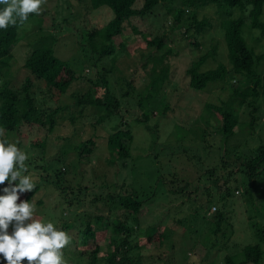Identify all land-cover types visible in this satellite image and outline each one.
<instances>
[{
	"label": "rangeland",
	"instance_id": "rangeland-1",
	"mask_svg": "<svg viewBox=\"0 0 264 264\" xmlns=\"http://www.w3.org/2000/svg\"><path fill=\"white\" fill-rule=\"evenodd\" d=\"M143 2L144 0H137L134 8H141ZM87 5L86 0H47L46 4L41 5V14L30 17L28 22L18 30V42L13 50L14 55L7 76L11 81L10 86L18 90L25 77L31 78L33 87L29 94L34 99L35 105L46 113L57 110L52 116L54 129L52 133L46 135V151L42 154L40 149H32L33 156L40 158L43 155L48 167L52 165V167L61 170L63 167L66 168V164H70L72 167L75 165L74 170L67 168L70 171L66 176L65 185L74 186L80 183L81 186L92 189L100 184H105L107 186L105 191L109 192L114 189L117 190L118 187H133L139 191L149 192V186L155 178L153 171L154 168H157V173L160 172L161 176L172 179L170 186L167 183V186H163L159 191L161 198H165L167 194L170 195L169 190H178L184 185L188 186L182 189L181 196L172 193V196L168 197L167 200L154 199L144 209L145 215H142V227L156 223L158 217L165 214L159 224V226L161 225L160 229L175 228L172 235L175 248L169 250V256L173 260L172 264H223V256L228 253L240 259L241 255L238 253L245 246L261 244L257 232L258 229H264V174L259 175L261 173L259 168L254 172L255 174L256 172L259 173L256 176L249 177V175L239 172V169L243 167L242 161L254 159L258 155L257 149L260 146L264 148V124L257 125L253 134L250 132V135L245 123L248 121L247 109L243 108L239 111L240 126L235 129V135L230 139L231 144L237 146L236 152L228 159V165H230L225 168L227 174L232 173L228 182L230 196L223 200L220 199L221 201H218L219 195L216 198L214 191L211 192L214 196H212V201L211 198L200 197L201 192L195 190V178L200 169L196 171L192 160L187 159L181 153L177 154V151L175 152L178 146L183 148L179 138L184 135V130L177 128V126L186 130H191L199 125L203 126L201 112L204 105L207 103L220 105L221 101L228 98L229 85H236L233 80H226L209 85L205 90L198 93L192 92L188 86L187 70L191 67L192 62L208 48L209 44L218 42L219 56L216 61L207 59V62L201 66V70L215 68L217 61L227 64L223 38L215 29L217 16L214 13L213 4L207 2L200 5L195 11L200 18L202 15L211 17L213 25L206 35L197 38V41L201 43L198 49L192 47L191 42L186 39V35L183 34L185 28L180 29L172 26V13L164 14L165 10L158 7L153 14L145 17H134L130 19L129 24H124V36L114 37L117 53L114 62L108 57L98 61L96 66L92 65L97 60L91 58L87 53V44L81 39L80 34L85 29L102 28L114 16L107 7H101L90 12L91 8H89V4ZM189 13L184 15L185 19L189 17ZM262 19L264 20V7ZM133 27L137 29L139 34L132 33ZM44 31H46L45 34L52 32L58 36L53 46L54 55L69 62L72 69L76 71V75H82L80 81L72 86L65 95H57V92L49 91L44 83L36 80L22 68L25 57L32 49L34 40L37 35ZM249 32L252 31L245 27L244 37L247 44L253 46L256 52L264 53V41L259 44L256 43L248 35ZM189 33V36L194 34L193 31ZM128 36L133 39L127 40ZM143 37L148 40L154 37H162L173 54L166 60L169 66V77L163 92H161L162 95L147 103L144 109H140L137 103L145 91L148 83L145 73L150 70L151 66L148 61L146 68L138 67L137 64L141 60L142 52L147 50ZM125 42H127V48L122 53L121 43ZM111 66L112 70L109 73L103 71V69H108ZM262 66L264 70V64ZM104 73L108 82L109 94L117 99L124 118H111L109 121L96 124L94 108L86 107L84 112L79 113L80 108L77 107L74 98L71 96L72 94L82 96L88 92L91 98L99 97L101 89L91 87L88 81L93 83ZM130 78H133V83L128 86L126 80ZM125 91H127L128 96H123ZM160 100L163 103H160ZM263 104L264 102L261 101V110L264 113ZM162 105L168 106V110L164 114L162 113L164 111ZM144 111L150 113L148 125L157 126L156 144L158 147L150 145L152 138L144 126L134 122V119L140 118ZM263 121L264 118L261 122ZM121 123H129L128 127L134 136L129 150L131 157L126 160L125 166H121L122 160L116 161V164L109 162L112 157L107 146L109 135L117 130L115 126L119 128L124 126ZM45 134L46 132H41L37 127L29 128L23 125L20 133L14 138L8 137V141L15 143L20 150L26 152L31 148L29 146L31 142L42 140ZM89 139L94 142L92 152L87 155L81 154L78 159L74 153L73 145ZM184 143L196 147L198 151L199 148L202 149V144H197L198 142L195 144L190 141ZM209 143L218 146L220 136H209ZM165 148H169L173 152H165ZM216 150L214 149L212 152L214 155L211 156L212 160L205 161L203 166H211L214 159L222 156V151ZM156 151L158 153L156 161L152 162L151 159L149 161L147 156ZM205 154H202L203 161L206 159ZM27 156L29 157L30 154L28 153ZM238 157L240 159L235 161ZM50 160L51 162H49ZM35 162L39 164L38 159ZM235 169L237 170L235 171ZM28 170L36 185L39 180L38 177L43 174L33 165L29 166ZM200 180L202 179L200 178ZM121 190L123 188L120 189V193ZM32 199L36 204L33 219H38L42 223L52 222L57 229H60L63 224L68 226L70 220L61 218L67 214L64 212L66 203L59 191L54 188H42L32 196L29 192L20 196V200L31 201ZM20 200L17 203H20ZM209 200L211 204H206ZM39 201L42 202V205H39ZM82 210L83 208L80 209V211ZM216 211L224 214L233 233L230 236L227 234V239L219 236L221 241L226 240V247L219 249L218 253H213L209 250V242L212 240L210 239V230L213 225L210 218ZM88 213L91 216H96L102 212L89 207ZM103 214L106 215V211ZM175 220L181 222L174 225ZM109 236V233L99 236L97 240L100 247L99 256H105L112 250ZM132 242L144 245V240H138L136 237L132 238ZM92 244L90 241L86 247L89 248ZM260 246L264 252V243ZM156 252L157 250L149 246L145 247L142 255L144 259L150 261L152 260L150 256ZM63 258L66 259L64 256ZM0 264H4L2 258H0ZM262 264H264V257Z\"/></svg>",
	"mask_w": 264,
	"mask_h": 264
},
{
	"label": "trees",
	"instance_id": "trees-1",
	"mask_svg": "<svg viewBox=\"0 0 264 264\" xmlns=\"http://www.w3.org/2000/svg\"><path fill=\"white\" fill-rule=\"evenodd\" d=\"M136 1L86 0V5L89 4V8H91L90 12L101 7H107L114 16L102 28L85 29L80 34L82 36L80 38L87 44V53L91 58L97 60L92 66H96L98 61L108 57L114 62V57L117 54L114 37L124 36V24H129L130 19L134 17L151 15L158 7L165 10L164 14L172 13V26L180 29L185 28L183 34L186 35V39L191 42L192 47L198 49L201 43L197 41V38L206 35L213 25L211 17L202 15L200 18L195 11L200 5L207 2L214 6V13L217 16L215 29L223 38L227 64L217 61L215 68L201 70V66L207 62V59L216 61L219 56L218 42L215 41L209 44L208 48L192 62L191 67L187 70L189 76L188 86L192 92L198 93L205 90L209 85L226 80H233L236 85H229L228 98L221 101L220 105L211 103L204 105L201 112L203 126L199 125L191 130L177 126V128L184 130V135L179 138L183 148L178 146L175 152L177 151V154L181 153L187 159L192 160L196 171L200 169L195 178V190L201 192L200 197L211 198L212 201L214 196L211 192L214 191L216 198L219 195L218 201H221L230 196L228 182L232 173L227 174L225 168L230 165H228V159L236 152L237 146L231 144L230 139L235 135V129L240 126L239 111L243 108L247 109L248 121L245 123L250 135L253 134L257 125L264 124V121L261 122L264 118V113L261 110V101L264 102V70L262 66L264 64V53L256 52L253 46L247 44L244 37V28L247 27L252 31L248 33L252 40H255L258 44L264 41V20L262 19L264 0H144L142 7L139 9L134 8ZM4 7V5H0V11ZM187 13H189V17L185 19L184 15ZM32 16H36V14L31 13L29 18ZM20 28L21 26L17 24L16 26L10 25L7 30L0 29V129H4L3 138L7 140L8 137L12 136L14 138L15 135L19 134L23 125L29 128L37 127L41 132H46L42 140L31 142L29 144L31 150L25 152V154H30L26 160L27 166L33 165L43 174L38 177L39 180L34 190L29 194L32 196L42 188H54L59 191L60 196L64 199L66 203L64 212L67 216L61 218H67L70 223L68 226L63 224L59 230H63L71 236L72 243L61 250L63 256L66 257V259H63L67 261V264H172L173 260L169 256V250L175 248L172 240L175 228L160 229L161 225L159 226V224L165 214L158 217L156 223L142 227V215H145L144 209L154 199L167 200L168 197L172 196V193L181 196L182 189L188 186L184 185L178 190H169L170 195L167 194L165 198H161L159 191L163 186H167V183L170 186L172 179L161 176L160 172L157 173V168H154L155 178L149 186V192L139 191L133 187H121L123 188L121 193L120 187L109 192L105 191L107 189L105 184H100L92 189L83 187L80 183L74 186L65 185L66 176L70 171L67 168L74 170L76 166L73 165L72 167L70 164H66V168L63 167L62 170L54 168L50 164V167H48L47 161L45 163L42 155L46 151V135L52 133L54 129L52 116L57 110L46 113V111L35 105L34 99L29 94L33 87L31 78L25 77L18 90L10 86L11 81L7 78L14 55L13 50L18 42L17 33ZM190 31H193L194 36H189ZM45 32L37 35L32 44V49L25 57L22 68L28 71L36 80L44 83L49 91L57 92V95H65L72 86L80 81L82 75H76V71L72 69L69 62L54 55L53 46L58 36H55L52 32L48 34H45ZM132 33L139 34L135 27L132 28ZM132 39L131 36H128L127 40ZM143 39L147 50L142 52L141 60L137 64L138 67L146 68V62L148 61L151 66L150 70L145 73L148 80L145 91L137 103L140 109H144L147 103L162 95L161 92H163L169 77V66L166 60L173 54L162 37H154L150 40L143 37ZM126 48L127 42L121 43L122 53ZM111 70L112 66L103 69L105 73H109ZM105 73L93 83L90 80L88 81L91 87L101 89L99 97L91 98L88 92L82 96L75 94L71 96L74 98L77 107L80 108L79 113L84 112L86 107L94 108L96 124L109 121L111 118H124L117 99L109 94ZM126 82L128 86L131 85L133 78L126 80ZM127 94V91H125L123 96H128ZM161 102L163 103L160 100ZM162 108L164 114L168 110V106L162 105ZM149 114L144 111L140 118L136 117L134 119V122L144 126L152 138L150 145L158 147L156 144L158 138L157 126L151 127L148 125ZM121 124L125 128L115 126L117 130L115 129L116 131L109 135L107 146L112 157V161L109 162L116 164V161L122 160L121 166H125L126 160L131 157L129 150L134 136L128 127L129 123ZM213 135L220 136L218 146L209 143V136L212 137ZM187 141L193 142V144L197 142V144H202V149L199 148L198 151L196 147L184 143ZM17 144L19 145V143ZM92 147H94L92 139L73 145L74 153L78 159L81 154H90ZM262 148L260 146L257 149L258 155L254 159L242 161L243 167L239 169L240 173L249 175V177L256 176L259 173L256 172L255 174L254 172L259 168L261 171L259 175L264 174V148ZM32 149H40L42 156L40 158L33 156ZM214 149H217L216 151L221 150L222 156L214 159L211 166H203L205 161L212 160L211 156H214L212 154ZM164 151L172 150L165 148ZM151 154L147 158L149 161L155 162L158 153L156 151L151 152ZM202 154H205L206 159L204 161ZM36 159H38L39 164L35 162ZM54 159L58 162L56 158ZM239 159L240 157L236 158L235 161ZM198 166L199 168H197ZM156 167L158 166L156 165ZM4 186L0 185V195L3 194L2 188ZM38 203L42 205L41 201ZM206 204H211L210 200ZM89 207L102 213L91 216L90 213L87 214ZM82 208L83 210L80 211ZM105 211L106 215L103 214ZM210 219H212L213 225L210 230V239L212 240L209 242V250L218 253L219 249H225L226 247V240L221 241L218 237L227 239V234L230 236L233 230L220 211H216ZM207 220L209 219L207 218ZM180 222V220H175L174 225H178ZM258 230L257 236L262 244L264 243V229ZM105 233L110 235L112 250L106 253L105 256H99L100 247L97 240L99 236ZM133 237L141 241L144 240V245L133 243ZM90 241L93 244L87 248L86 246ZM261 244L245 246L238 253L241 255L240 259L229 253L224 254L223 264H262L264 252L260 246ZM149 246L157 250L156 254L150 256L152 258L150 261L144 259L142 255L145 247ZM22 264H27V261Z\"/></svg>",
	"mask_w": 264,
	"mask_h": 264
},
{
	"label": "clouds",
	"instance_id": "clouds-1",
	"mask_svg": "<svg viewBox=\"0 0 264 264\" xmlns=\"http://www.w3.org/2000/svg\"><path fill=\"white\" fill-rule=\"evenodd\" d=\"M46 3L47 0H0V5L5 6L0 11V29L17 24L23 27L29 14L40 15L41 5ZM3 137L4 129H0V185H5L0 195V258L4 264H67L61 250L71 243V236L52 222L33 219L34 199L20 200L21 195L35 188L26 164L28 156Z\"/></svg>",
	"mask_w": 264,
	"mask_h": 264
}]
</instances>
